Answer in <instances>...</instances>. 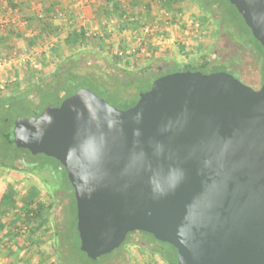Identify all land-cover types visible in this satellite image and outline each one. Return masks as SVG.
I'll use <instances>...</instances> for the list:
<instances>
[{
  "label": "water",
  "instance_id": "water-1",
  "mask_svg": "<svg viewBox=\"0 0 264 264\" xmlns=\"http://www.w3.org/2000/svg\"><path fill=\"white\" fill-rule=\"evenodd\" d=\"M229 2L264 47V0ZM12 142L65 168L92 259L142 230L177 264H264V80L176 70L127 108L80 88L17 116Z\"/></svg>",
  "mask_w": 264,
  "mask_h": 264
},
{
  "label": "rangeland",
  "instance_id": "rangeland-1",
  "mask_svg": "<svg viewBox=\"0 0 264 264\" xmlns=\"http://www.w3.org/2000/svg\"><path fill=\"white\" fill-rule=\"evenodd\" d=\"M4 1L5 0H2L1 2L3 3ZM164 1L165 0H59L60 14L52 16L57 25V29L53 31L65 33L70 30L69 24H71V22L65 19L68 18V16H72L74 22H76L78 26L81 25L86 29L89 37H93L94 35H109V42L100 47V50L98 49L100 55H107L111 58L118 48L125 47L131 49L133 52L129 55L132 57L131 60L134 63L128 67H141L151 59H154L155 62L164 59L167 61L164 63L170 65L172 63L185 64L189 61L196 60V58L205 57L212 59L211 63L213 64L222 63L218 68L233 73L246 84L252 87H259L261 85L263 78V61L258 57L256 49L252 45L248 42H242L241 38L237 36H234V40H232L229 33L219 30L215 22L217 17L216 14H214L213 18L209 17L207 20H202L204 12L199 9L194 1L183 0L181 12L179 14H175L174 11L164 7ZM51 3L50 0H27L25 3L27 9L25 8V12H22L20 9V29L29 25L32 17L39 18L44 15ZM86 6H91V11L86 12ZM120 10L126 11L128 15L126 20L129 19V17H134L135 19L133 21L137 22V26L131 27L126 25V21L120 19L117 15V12ZM0 14L2 13L0 12ZM4 18L7 19L6 16ZM192 19L195 20L194 22L199 23L197 28L192 27V23H190ZM144 23L153 25L154 30L152 33L147 35L140 30V26ZM167 27L170 29L168 31L173 33L175 39L173 42H162L161 40V36L165 35V32H167ZM48 33L49 32L46 31V35L50 36ZM24 37L30 38L31 36L25 35ZM139 38H144L147 41L145 52L140 49ZM51 42L50 40L45 41L47 48L42 50L41 54L45 60L49 59V62L43 63L45 67H48L47 65L49 63H53V60L50 58L51 56H49L50 50L48 49ZM6 56H15L19 58L18 54L15 53ZM36 60L40 67L42 65H40V63L43 61ZM101 62L102 61H100V63ZM24 65L27 71L31 68L30 71L32 75L36 77L40 75H49L54 70L50 69L44 71L40 69L36 72L33 70L34 68L31 67L30 62H26ZM13 74L14 75H12V73H9V75L8 73L0 74V84H5L4 88H1L0 85V93L24 87L26 83H28V79L26 80L24 77L21 78V75L19 83H16L17 80L10 82L9 79L16 77V73L13 72ZM154 80L151 78L150 81L145 80L143 83L135 84L134 92L132 93L130 91H132L133 88L129 87L127 89V91L130 92L128 94L129 100H135L140 92L146 90L148 85L153 83ZM110 100L112 101L111 104L119 107L118 102L112 99ZM30 157L35 159L38 173L46 178L49 183L53 184L56 179H59L65 189H70L64 171L60 166L57 168L58 164L56 161L44 155H30ZM11 170L12 169L0 168V177H9ZM15 171L19 172L18 174L22 176L28 174L29 177L37 183L39 187L38 195L36 194L37 196H33L37 202L39 201L45 204L54 202V207L46 211L43 219L34 221L32 222L33 224L20 223L21 229L19 235L22 236V238L25 236L24 238L27 239L31 247L27 253L31 254V258H36V260L33 259L28 263L20 260V264H57L56 236L53 227L57 225L60 230L64 228L63 211L64 205L67 202V192L65 190H58L51 195L47 186L37 175L29 172ZM13 174L16 173L13 172ZM55 185L56 184L52 185L53 188L56 187ZM13 191L16 192L17 199L23 202V191H20L18 186L17 188H13ZM44 224H47V227H51L47 234L43 232L42 227H44ZM75 227L72 229L75 230ZM32 228L35 231L33 236L31 233ZM138 237V234H132L130 236L132 242L118 249L110 258L104 260L103 264H162L159 261H155L149 251L143 250L140 245L134 243V240ZM1 253L2 247L0 246V258H3ZM82 257L84 259L86 258L84 255H82ZM101 260L102 259L97 260V264H102ZM1 263L2 260H0V264Z\"/></svg>",
  "mask_w": 264,
  "mask_h": 264
},
{
  "label": "trees",
  "instance_id": "trees-1",
  "mask_svg": "<svg viewBox=\"0 0 264 264\" xmlns=\"http://www.w3.org/2000/svg\"><path fill=\"white\" fill-rule=\"evenodd\" d=\"M199 9L204 12L202 20L217 15L215 22L219 30L226 31L231 35L241 38L242 42H248L252 45L263 61V78L264 80V47L253 36L250 28L245 23L242 15L229 0H192ZM183 0H165L163 5L175 14L181 12ZM59 0H54L46 9V13L40 17L44 31L53 32L57 29L54 21V15L60 14ZM62 9V8H61ZM118 17L126 21V25L135 27L136 21L125 20V10L117 12ZM174 14V15H175ZM68 21L73 20L72 16H68ZM240 20V21H238ZM76 21V20H75ZM70 26L68 34L69 46L74 51L67 57L57 61L54 70L49 75L34 76V80L27 83L24 87L0 93V168H7L23 172H29L37 175L47 186L50 194L55 191L65 190L67 192V202L64 205L63 230L57 225L53 227L56 236V252L57 264H97V260L101 262L110 258L118 249L127 243H131L130 236L138 234L139 237L134 243L140 245L143 250H147L153 256L161 255L168 264H177V248L165 241L157 239L152 233L142 230H134L128 232L122 244L112 252L104 254L97 259L90 258L86 252L80 249V237L77 229V208L74 196V188L72 187L64 167L54 157L45 154L33 155L28 149L17 147L12 139L14 137V120L17 116H35L42 111L43 102H51L59 105L63 99L72 95L80 88H88L97 95L103 97L112 103V100L118 102L121 108H127L136 103L139 96L135 100H129V93L134 92V85L143 83L145 80L156 79L160 75L167 74L176 70H200L204 72H212L223 70L218 68L222 65L213 64L212 59L199 57L196 60L189 61L185 64L172 63L167 65L166 60L154 61L149 60L141 67H128L134 62L128 54L119 55L115 53L111 58L107 55H100V47L106 44L109 35L89 37L83 26H78L74 20ZM217 29V28H216ZM99 49V50H98ZM100 61H102L100 63ZM152 83L147 87L149 89ZM132 87L133 90L128 92L127 89ZM146 89V90H147ZM145 91V90H143ZM30 155H44L49 159L57 162L58 166L63 169L65 178L69 183L70 189H65L60 180L56 179L53 184L44 178L37 171L35 159ZM54 207L52 203L37 202L31 197L23 208L22 223H31L45 217L47 210ZM76 224V227H75ZM75 227V230L72 229ZM32 236L35 231L31 229ZM84 255L86 258L82 257Z\"/></svg>",
  "mask_w": 264,
  "mask_h": 264
},
{
  "label": "crops",
  "instance_id": "crops-1",
  "mask_svg": "<svg viewBox=\"0 0 264 264\" xmlns=\"http://www.w3.org/2000/svg\"><path fill=\"white\" fill-rule=\"evenodd\" d=\"M24 1L27 2V0H5L3 3H0V12L2 13L0 15L6 16L8 21L7 27L0 30V55L6 56L15 53L22 59L31 56L39 61H43L40 63V65H42L39 68L33 67L34 71L38 72L40 69L44 71L53 70L58 60L67 57L74 51V48L69 46L68 43V34L70 30L65 33L48 31L50 36H47L40 17H32L29 25L20 29V9L22 12H25V8L27 9L26 2ZM53 1L54 0H50V2ZM89 11H91V6H86V12ZM25 35L31 37L25 38ZM49 40L52 41L48 49L50 50L49 56H51L50 58L53 60V63H49L47 65L48 67H45L43 63L49 62V59L45 60L41 54L42 50L47 48L45 41ZM25 63V61L20 64L14 63V65L8 69L1 70L0 74L8 73L9 75V73H12V75H14L13 72H15L16 83L20 82V75L21 78L24 77L26 80L28 79L27 82L29 83L34 80V75H32L30 71L31 68L28 69V71L26 70ZM13 172L16 174H13ZM18 173L19 172L15 170H11L9 177H0V246L2 247L1 255L3 257L0 258V260H2L1 264H20V260L26 261L27 263L31 262L33 259L36 260L35 257L31 258V254L27 253L31 248L30 244L27 239L24 238L25 236L22 238V236L19 235V231L21 229L20 223L23 220V208L31 197L38 195L39 187L28 174L22 176ZM17 186L20 191H23V202L17 199L16 192L13 191V188H17ZM31 224L33 223L31 222ZM43 226V232L47 234L51 227H47V224ZM152 258L162 264H168L159 254H154Z\"/></svg>",
  "mask_w": 264,
  "mask_h": 264
},
{
  "label": "built area",
  "instance_id": "built-area-1",
  "mask_svg": "<svg viewBox=\"0 0 264 264\" xmlns=\"http://www.w3.org/2000/svg\"><path fill=\"white\" fill-rule=\"evenodd\" d=\"M2 0H0V3H1ZM126 18H128V15L125 14L124 15V19L126 20ZM135 18L134 17H129V19L127 20H130V21H133ZM66 21H68V19L66 18L65 19ZM73 20H69V22L72 23ZM195 20H190V23H192V27L194 28H197L199 26V23L197 22H194ZM7 24H8V21L7 19H5L3 16L0 17V30L2 29H5L7 27ZM141 27V31L146 33L147 35L152 33V31L154 30V27L153 25L149 24V23H144L143 25L140 26ZM167 32H165L166 34L161 36V40L162 42H173L175 39H174V36H173V33H170V29H168L167 27ZM172 36V37H171ZM139 41V46H141L140 49H142V51H146V43L147 41L144 39V38H139L138 39ZM133 51L129 48H118L115 50V53L119 54V55H126V54H131ZM23 61L25 62H30L31 66L34 67V68H38L39 67V63L37 62V60L34 58V57H27V58H18V57H15V56H1L0 55V71L1 70H4V69H7L9 67H11L12 65H14V63H23ZM15 80V77H13L12 79H9V81H13ZM5 84L2 83L1 84V88H4Z\"/></svg>",
  "mask_w": 264,
  "mask_h": 264
}]
</instances>
